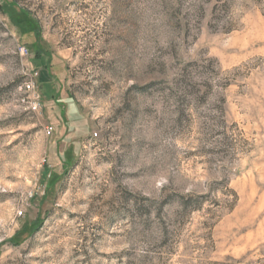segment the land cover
Instances as JSON below:
<instances>
[{"label":"rangeland","instance_id":"374dc122","mask_svg":"<svg viewBox=\"0 0 264 264\" xmlns=\"http://www.w3.org/2000/svg\"><path fill=\"white\" fill-rule=\"evenodd\" d=\"M0 264H264V0H0Z\"/></svg>","mask_w":264,"mask_h":264},{"label":"built area","instance_id":"2783aa9c","mask_svg":"<svg viewBox=\"0 0 264 264\" xmlns=\"http://www.w3.org/2000/svg\"><path fill=\"white\" fill-rule=\"evenodd\" d=\"M23 49L26 50L25 47H23ZM24 88L27 92H29V96L27 97L28 108L32 111L40 110L41 107L40 94L37 92L34 81L26 82ZM48 131H51V128H48Z\"/></svg>","mask_w":264,"mask_h":264}]
</instances>
